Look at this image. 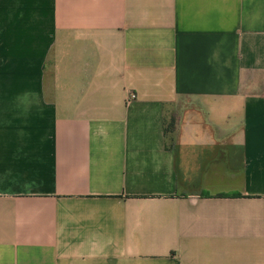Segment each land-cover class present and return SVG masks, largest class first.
I'll return each instance as SVG.
<instances>
[{"label":"crops","instance_id":"0c3cea01","mask_svg":"<svg viewBox=\"0 0 264 264\" xmlns=\"http://www.w3.org/2000/svg\"><path fill=\"white\" fill-rule=\"evenodd\" d=\"M0 264H264V0H0Z\"/></svg>","mask_w":264,"mask_h":264},{"label":"trees","instance_id":"16d2710c","mask_svg":"<svg viewBox=\"0 0 264 264\" xmlns=\"http://www.w3.org/2000/svg\"><path fill=\"white\" fill-rule=\"evenodd\" d=\"M172 127V123H169L168 124V127H166V130H168L169 128H171ZM168 128V129H167Z\"/></svg>","mask_w":264,"mask_h":264}]
</instances>
